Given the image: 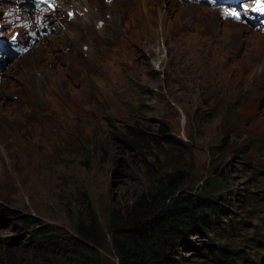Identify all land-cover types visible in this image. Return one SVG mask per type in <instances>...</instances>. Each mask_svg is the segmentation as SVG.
<instances>
[{"label": "rangeland", "instance_id": "374dc122", "mask_svg": "<svg viewBox=\"0 0 264 264\" xmlns=\"http://www.w3.org/2000/svg\"><path fill=\"white\" fill-rule=\"evenodd\" d=\"M14 1L0 0V12ZM157 3L149 10L146 0H123L117 25L102 35L92 23L88 37L84 25H77L81 36L64 25L67 13L59 8L51 12L54 26L83 40L66 46L49 36L37 43L39 55L35 47L2 67V98L19 101L7 90L25 86L21 97L50 113L59 137L31 142L0 166V264H52L26 250L22 216L70 230L72 218L91 208L105 224L160 180L199 194L220 179L235 205L226 203L218 220L227 226L232 214L243 224L226 246L248 260L254 245L264 250V34L222 21L204 3ZM12 31L5 28L7 36ZM148 41L156 49L151 60ZM93 43L96 55L87 52ZM53 64L57 78L49 73ZM116 85L125 88L106 97ZM210 235L194 233L192 247L180 244L189 264H226ZM257 259L247 264H264Z\"/></svg>", "mask_w": 264, "mask_h": 264}, {"label": "trees", "instance_id": "16d2710c", "mask_svg": "<svg viewBox=\"0 0 264 264\" xmlns=\"http://www.w3.org/2000/svg\"><path fill=\"white\" fill-rule=\"evenodd\" d=\"M216 153L212 152L214 158ZM203 188H207L205 193L187 194L177 182L160 180L148 196L142 194L130 209H115L105 224L90 208L72 218L70 230L42 223L37 217L22 216L26 232L23 245L29 253L43 254L44 260L52 264H189L181 254L180 244L192 247L191 235L211 232L210 245L216 249L219 261L247 264L262 259L264 250L257 245L251 247L255 248L251 260L241 255L242 250L226 246L232 236H239L237 230L243 225L232 214L227 226L218 220V215L227 209L226 203L235 205V199L226 195V185L215 179L207 181ZM249 202L252 203L250 199ZM106 253L117 260L109 259Z\"/></svg>", "mask_w": 264, "mask_h": 264}, {"label": "bare ground", "instance_id": "6f19581e", "mask_svg": "<svg viewBox=\"0 0 264 264\" xmlns=\"http://www.w3.org/2000/svg\"><path fill=\"white\" fill-rule=\"evenodd\" d=\"M107 1L110 2L105 3L103 0H94V2L91 0H59L61 10L65 9L67 13L68 10L73 9V11L76 12L75 16L70 20L68 19L67 14L64 25L73 26V28L79 32L80 36L81 29L78 28L77 25H84V36H86L91 32L92 26L95 24L97 27L94 28V30L102 35L106 34L109 29L117 25L120 17L118 14V8L120 7V3L123 0ZM157 2L158 0H146L147 9L154 10L157 7ZM22 6H24V8L25 6L27 8L30 7L29 1L22 3ZM95 6H97V8H95ZM83 8H86V11H84ZM192 9L197 10L196 8ZM82 11L84 12L81 13ZM45 16L53 25H56V18L52 14L46 13ZM100 23H102V26H99ZM48 28L50 29V27ZM61 35L62 37L59 38ZM80 36L77 38H72L61 28L58 29V33L52 34L50 36V43L58 42L66 46L71 44L74 45L83 40V38ZM258 37L260 39L264 36ZM146 45H148L147 53L145 52V54L148 56L146 59L151 60L150 56L156 51V49L149 41ZM40 47L41 46L39 45L35 48V53L37 55H39L41 52ZM79 50L81 51V57L83 60H87L90 55L88 54L87 57L85 56L86 52L83 50V46ZM87 52L96 55L97 51H95V43H93L92 47L88 49ZM120 63L123 62L120 61ZM53 66L51 67L49 73L53 77L56 76L57 78L56 64H53ZM38 70L44 72V63L39 65ZM68 70V67L63 69V71ZM124 88V85H116L106 97H116ZM24 90L25 86L15 84L7 90L9 94L19 95L20 100L17 102L4 100L2 98V94L0 93V166L4 164V159H7L10 157V155L20 154L22 156L23 151L31 142L51 140L55 139V137H59L57 122L54 119H51V115L48 111L37 109L35 106L30 105L26 98L23 99L21 95ZM32 95L33 99L35 100V96H37L36 92H32Z\"/></svg>", "mask_w": 264, "mask_h": 264}]
</instances>
